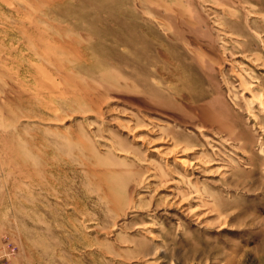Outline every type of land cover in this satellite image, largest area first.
Returning a JSON list of instances; mask_svg holds the SVG:
<instances>
[{"label":"rangeland","instance_id":"1","mask_svg":"<svg viewBox=\"0 0 264 264\" xmlns=\"http://www.w3.org/2000/svg\"><path fill=\"white\" fill-rule=\"evenodd\" d=\"M255 93L264 0H0V264H264Z\"/></svg>","mask_w":264,"mask_h":264},{"label":"bare ground","instance_id":"2","mask_svg":"<svg viewBox=\"0 0 264 264\" xmlns=\"http://www.w3.org/2000/svg\"><path fill=\"white\" fill-rule=\"evenodd\" d=\"M254 64V63H253ZM243 85H247V84H243ZM249 88V87H248ZM252 99H249L248 100V103H249V106H250V110H251V112H253L254 111V109L252 108L253 107V102H257V103H259V104H262V105H264V96H263V94H259V93H255L254 95H252ZM250 115V117L251 118H253V114H249ZM152 151H159V148H153L152 149ZM162 151V150H161ZM180 162H182V163H184V161H185V158L183 159V158H181V159H178ZM187 161V160H186ZM186 163V162H185ZM191 164V163H190ZM170 191H171V189H170ZM165 202V201H164Z\"/></svg>","mask_w":264,"mask_h":264}]
</instances>
